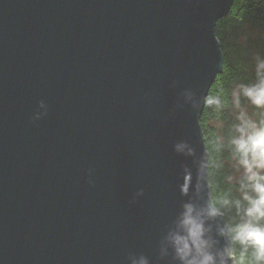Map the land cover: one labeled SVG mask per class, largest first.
Listing matches in <instances>:
<instances>
[{"label":"water","instance_id":"1","mask_svg":"<svg viewBox=\"0 0 264 264\" xmlns=\"http://www.w3.org/2000/svg\"><path fill=\"white\" fill-rule=\"evenodd\" d=\"M232 1L0 0V264H181L165 238L210 200L199 116ZM205 226L220 252L224 217Z\"/></svg>","mask_w":264,"mask_h":264},{"label":"clouds","instance_id":"2","mask_svg":"<svg viewBox=\"0 0 264 264\" xmlns=\"http://www.w3.org/2000/svg\"><path fill=\"white\" fill-rule=\"evenodd\" d=\"M254 72V82L237 84L231 92L232 104L239 109L236 116L239 123L234 125L236 134L228 140V146L232 167L240 173V199L232 200L225 194L210 199L206 207L199 210L191 203L184 204L175 230L169 231L165 238L166 245L171 246L181 264H264V56L255 57ZM184 96L186 100L192 99L190 91L186 90ZM241 97L260 110L261 118L249 115L241 104ZM204 106L219 112L227 104L221 95L209 94ZM37 118L34 117L33 122ZM222 147V143H217L215 150L219 152ZM186 150L191 154L186 143L175 145L178 153ZM207 167V163L201 165V178ZM227 179L231 182L234 177L229 175ZM189 185L190 174L181 186L182 193H187ZM142 194L143 190L138 193ZM233 205L240 220L219 229L226 243L220 252L213 253L211 248L215 242L207 236L206 219L224 216L225 209ZM167 246L161 248V255L167 254ZM128 259L130 264H149L144 255H130Z\"/></svg>","mask_w":264,"mask_h":264},{"label":"trees","instance_id":"3","mask_svg":"<svg viewBox=\"0 0 264 264\" xmlns=\"http://www.w3.org/2000/svg\"><path fill=\"white\" fill-rule=\"evenodd\" d=\"M244 27L253 30L254 34L240 44L238 36ZM214 31L223 59L221 72L214 76L207 95H221L227 106L216 112L214 109L205 108L203 104L199 125L207 154L206 171L210 199L227 194L230 199L236 200L240 199L238 190L240 173L232 168L228 140L236 134L234 125L238 124V120H235L236 117L230 115L228 110L232 106V89L240 83L254 82L255 57L264 56V0H233L229 11L215 23ZM244 102L246 103V100L241 97L242 106H245ZM249 108L248 113L252 118H261L260 110L251 105ZM219 121L226 124L221 128V135L212 124ZM217 143L223 144L219 152L215 150ZM229 175L234 177L231 182L227 179ZM223 217L226 224L237 223L240 220L234 205L225 209Z\"/></svg>","mask_w":264,"mask_h":264},{"label":"rangeland","instance_id":"4","mask_svg":"<svg viewBox=\"0 0 264 264\" xmlns=\"http://www.w3.org/2000/svg\"><path fill=\"white\" fill-rule=\"evenodd\" d=\"M253 34H254V31H253V30L248 29V27H244V28H243V31H242L241 33H239V36H238V42H239L240 44H243L244 42H246L247 37L253 36ZM244 103H245V102H244ZM243 107H245V108L247 109V111L250 112V111H249V109H250V108H249L250 105L247 104V101H246V103H245V106H243ZM238 111H239V109H236V108L233 106V104H232V106L230 107V109L228 110L229 114L232 115V116H234V117L237 116ZM235 120H236V118H235ZM237 123H239V121H237ZM212 124L215 125V126L217 127V132H218L219 135H221V134H220V133H221V128H222L224 125H226L225 122H224V121H223V122H222V121H219V122H212ZM232 168H233V167H232ZM233 170H234V169H233Z\"/></svg>","mask_w":264,"mask_h":264}]
</instances>
